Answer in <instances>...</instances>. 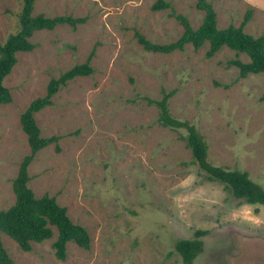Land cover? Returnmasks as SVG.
Returning <instances> with one entry per match:
<instances>
[{"label":"rangeland","instance_id":"374dc122","mask_svg":"<svg viewBox=\"0 0 264 264\" xmlns=\"http://www.w3.org/2000/svg\"><path fill=\"white\" fill-rule=\"evenodd\" d=\"M158 0H36L32 15L71 16L85 22L35 32L34 48L16 54L3 80L11 102L0 105V210L15 202L12 181L30 152L20 115L75 65L93 69L60 87L51 105L35 113L40 136L59 137L38 151L27 168V186L36 198L53 197L72 223L88 233L82 249L66 245L63 261L54 256L52 238L23 252L5 234L3 248L13 264H183L174 245L207 231L202 252L192 264H264V205L235 199L210 180L193 161L185 130L157 123L161 90L171 116L193 125L207 146V161L246 172L264 189V74L239 76L232 60L246 54L222 46L205 56L208 42L195 50L145 51L136 41L175 42L183 28L203 20L197 0H161L170 9L153 10ZM217 27L239 26L264 37V0H205ZM19 0H0V44L18 30Z\"/></svg>","mask_w":264,"mask_h":264},{"label":"trees","instance_id":"16d2710c","mask_svg":"<svg viewBox=\"0 0 264 264\" xmlns=\"http://www.w3.org/2000/svg\"><path fill=\"white\" fill-rule=\"evenodd\" d=\"M21 10L18 14V30L10 34L4 43L0 44V105L11 102V94L4 86L3 80L11 72L17 62L16 54L30 52L34 45L30 38L35 32L53 30L58 25H69L74 28L85 22L84 18H73L71 16L45 17L42 14L32 15L33 5L36 0H19ZM196 8L204 12L201 25L193 29L188 20L177 14H172L174 19L183 28L181 36L172 43L159 45L148 41L140 33H135L137 43L147 52L171 53L181 51L186 44H191L197 50L208 42L207 58L212 57L225 46L237 53L246 54L248 63L232 60L230 65L235 66L239 76L244 78L249 73L264 74V37L254 38L243 31L249 20L250 12H246L239 26L229 25L225 29L217 27L216 13L210 3L205 0H197ZM153 10L170 9L167 2L158 0ZM94 55V49L90 52L86 62L75 65L57 79H51L47 85L43 97L33 100L25 111L20 115L19 122L21 130L27 137L30 152L24 156L19 164L16 177L12 181V191L15 196L14 204L6 210H0V264H13L7 255L1 241V234H5L23 251L31 250L32 243H41L52 238L53 229L57 236L52 243L54 256L63 261L66 257V245L73 242L82 249H88L90 239L86 230L80 225L74 224L67 216L66 208L59 206L53 197L43 195L36 198L27 186L29 176L27 168L35 154L50 144H55L59 137L51 136L43 138L34 120L35 113L51 105V98L58 92L60 87L68 81L77 77H87L92 74L93 69L89 62ZM161 98L152 100L146 98L149 105H154L158 110L157 123L172 130L183 129L186 135L183 137L186 146L190 149L193 161L205 172L210 180L222 184L230 191L235 199L242 200L246 204L264 205V189L252 182L246 172L239 170H227L222 167L213 166L207 161V146L203 137L196 128L187 121H180L171 116L168 107V99L172 92L166 93L161 90ZM207 231H196L190 239H178L174 245L176 253L180 256L183 264H192L195 258L203 250L201 237Z\"/></svg>","mask_w":264,"mask_h":264}]
</instances>
